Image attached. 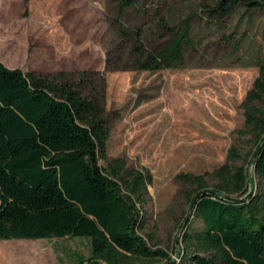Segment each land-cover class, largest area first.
I'll return each mask as SVG.
<instances>
[{
    "label": "trees",
    "instance_id": "obj_1",
    "mask_svg": "<svg viewBox=\"0 0 264 264\" xmlns=\"http://www.w3.org/2000/svg\"><path fill=\"white\" fill-rule=\"evenodd\" d=\"M182 1L183 15L169 0H114L111 23L131 41L133 69L182 65L185 48L199 44L195 18L221 28L229 41L231 18L264 12V0ZM127 10L145 21L127 26ZM256 64L240 130L253 149L243 157L234 144L212 172L176 175L190 186L193 217L175 258L144 232L150 170L109 160L105 74L26 71L0 60V239L86 237L90 255H79L77 264H264V53ZM209 175L215 189L197 197Z\"/></svg>",
    "mask_w": 264,
    "mask_h": 264
},
{
    "label": "rangeland",
    "instance_id": "obj_2",
    "mask_svg": "<svg viewBox=\"0 0 264 264\" xmlns=\"http://www.w3.org/2000/svg\"><path fill=\"white\" fill-rule=\"evenodd\" d=\"M169 1L185 13L184 1ZM114 14V0H0V51L26 71H88L99 80L105 74L109 160L121 157L129 167L150 170L144 232L177 258L193 216L190 186L176 175L212 172L234 144L243 157L254 147L240 132L242 103L264 53V12L231 18L224 28L229 41L221 39V28L195 18L198 46L185 48L182 65L156 71L132 68L131 41L111 23ZM145 19L130 10L123 16L127 26ZM101 165L107 166L104 159ZM206 180L215 189L217 180ZM79 255H90L86 237L0 239V264H77Z\"/></svg>",
    "mask_w": 264,
    "mask_h": 264
},
{
    "label": "crops",
    "instance_id": "obj_3",
    "mask_svg": "<svg viewBox=\"0 0 264 264\" xmlns=\"http://www.w3.org/2000/svg\"><path fill=\"white\" fill-rule=\"evenodd\" d=\"M0 40H2L1 37H0ZM0 60L8 67H11V68L15 67L14 61L10 60V58L1 51H0Z\"/></svg>",
    "mask_w": 264,
    "mask_h": 264
},
{
    "label": "water",
    "instance_id": "obj_4",
    "mask_svg": "<svg viewBox=\"0 0 264 264\" xmlns=\"http://www.w3.org/2000/svg\"><path fill=\"white\" fill-rule=\"evenodd\" d=\"M207 193H210V189H206V190L200 192L197 197L201 196L202 194H207ZM193 208L194 207L192 206V210H193ZM101 264H103V263H101Z\"/></svg>",
    "mask_w": 264,
    "mask_h": 264
},
{
    "label": "bare ground",
    "instance_id": "obj_5",
    "mask_svg": "<svg viewBox=\"0 0 264 264\" xmlns=\"http://www.w3.org/2000/svg\"><path fill=\"white\" fill-rule=\"evenodd\" d=\"M16 256H17V258L19 259V256H18V255H16ZM12 258H13V257H12ZM26 259H28V256H24V257H22L20 263H22V261H24V260H26Z\"/></svg>",
    "mask_w": 264,
    "mask_h": 264
}]
</instances>
